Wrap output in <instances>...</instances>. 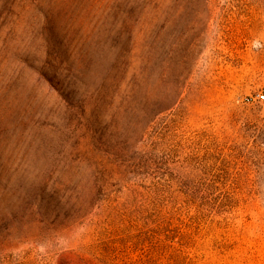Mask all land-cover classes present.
Here are the masks:
<instances>
[{"label": "rangeland", "instance_id": "obj_1", "mask_svg": "<svg viewBox=\"0 0 264 264\" xmlns=\"http://www.w3.org/2000/svg\"><path fill=\"white\" fill-rule=\"evenodd\" d=\"M35 4L37 24L0 39V264H264V0ZM145 55L152 126L205 133L252 187L186 246L177 237L154 250L142 219L111 225V199L129 197L121 177L90 194L72 162L78 144L100 138L113 153L133 134L126 96ZM185 156L167 164L177 176Z\"/></svg>", "mask_w": 264, "mask_h": 264}, {"label": "trees", "instance_id": "obj_2", "mask_svg": "<svg viewBox=\"0 0 264 264\" xmlns=\"http://www.w3.org/2000/svg\"><path fill=\"white\" fill-rule=\"evenodd\" d=\"M35 5V0H0V39L4 45L10 44V37L24 33L25 25L37 24L34 17H29H36ZM149 60L148 55L143 57V65L133 75L126 96L136 103L138 119L130 124L133 134L127 135L124 146L113 153L101 152L95 143H104L95 138L84 144L85 149L76 145L72 162L92 178L90 194L104 190L112 174L121 177L129 197L122 203L111 199L107 219L111 225H124L126 230L135 221L145 220L157 240L151 241L155 250L172 245L177 237L186 246L207 217L236 208L246 201L252 187L234 176L232 160L223 157L215 141L207 142L205 133L184 136L176 132L178 125L162 122L152 126L151 122L156 121L149 120L155 104ZM143 121L148 122L143 126ZM181 151L186 152L182 172L187 173L183 177L167 165ZM159 174L166 178L159 179ZM129 238L132 236L127 235L125 241ZM146 240L139 239L135 244L138 247Z\"/></svg>", "mask_w": 264, "mask_h": 264}, {"label": "built area", "instance_id": "obj_3", "mask_svg": "<svg viewBox=\"0 0 264 264\" xmlns=\"http://www.w3.org/2000/svg\"><path fill=\"white\" fill-rule=\"evenodd\" d=\"M257 97L260 101H264V89L258 92Z\"/></svg>", "mask_w": 264, "mask_h": 264}]
</instances>
